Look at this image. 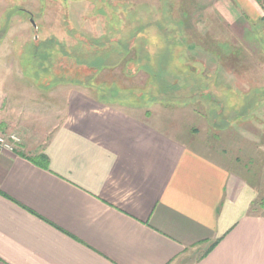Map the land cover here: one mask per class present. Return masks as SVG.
I'll return each mask as SVG.
<instances>
[{
    "label": "crops",
    "instance_id": "crops-1",
    "mask_svg": "<svg viewBox=\"0 0 264 264\" xmlns=\"http://www.w3.org/2000/svg\"><path fill=\"white\" fill-rule=\"evenodd\" d=\"M230 5L264 25V0ZM64 106L43 143L0 151V264H264L244 166L83 89Z\"/></svg>",
    "mask_w": 264,
    "mask_h": 264
},
{
    "label": "rangeland",
    "instance_id": "rangeland-1",
    "mask_svg": "<svg viewBox=\"0 0 264 264\" xmlns=\"http://www.w3.org/2000/svg\"><path fill=\"white\" fill-rule=\"evenodd\" d=\"M229 5L230 0H0V134H30L43 143L60 123L67 92L83 89L139 108L161 127L176 126V133L193 137L200 150L227 167L236 160L258 188V206L264 202V25ZM167 34L181 43L165 48ZM139 38L149 42L142 57L152 54L144 65L165 73L176 90L164 93L159 77L135 64L90 73L76 62L97 51L116 53L121 40L136 53ZM96 39L105 45L95 46ZM106 86L124 88L136 99L127 101ZM144 91L149 98L138 99Z\"/></svg>",
    "mask_w": 264,
    "mask_h": 264
},
{
    "label": "trees",
    "instance_id": "trees-1",
    "mask_svg": "<svg viewBox=\"0 0 264 264\" xmlns=\"http://www.w3.org/2000/svg\"><path fill=\"white\" fill-rule=\"evenodd\" d=\"M168 24V23H166ZM145 29V26H141L139 28L136 29V34L142 32L143 30ZM178 38H172L170 35H166V39H165V48L167 47H170V45H172L173 43H179L178 41ZM139 42L136 43V47H135V51L136 53H132V50L129 48L128 46V41L127 42H124V41H120V45H119V49L117 48V50L115 51L116 53L114 52H107L106 54L104 53H100L97 51V53L93 54L92 57H81V58H77L76 59V62L78 64H81V65H84L85 66V69L87 71H89L90 73H94V72H97L99 73L100 71H103L105 68H116L118 66H125V67H129L130 65L129 64H135L136 67L139 69H145L146 68V71L150 74V76H153V77H159V84L161 83L160 85V89L163 90L164 93H166V91H174L176 90V86L173 84L171 85L170 83H168V79L165 75V73H161L159 71L158 72H155L153 71L152 68H147L146 65H144V58L145 59H148V58H151V53H144V57L143 56V51L145 50V46L148 45V40L146 38H139L138 40ZM186 41V39H185ZM185 41L183 42V44H185ZM94 45L97 46V47H103L105 45V43L102 41V42H98V40L96 39L94 41ZM181 43V42H180ZM179 43V44H180ZM145 52V51H144ZM134 55V56H133ZM129 57H132L129 59ZM186 59V64L187 66L189 67H192L195 69V62H192L190 61L191 58L188 59V57L185 58ZM149 66V65H148ZM151 67V66H149ZM195 71V70H194ZM89 73V74H90ZM191 75H195V73H193V70L190 72ZM174 78H177V76H173ZM88 78H92L91 77H88ZM60 79V78H58ZM54 81V80H53ZM53 81H49V82H53ZM59 82V80H55L54 81V84L56 82ZM63 81V80H62ZM103 83V82H102ZM149 85H152V83H150ZM46 86H49V84H47ZM51 86H53V84H51ZM103 88V86H102ZM100 89V88H99ZM106 89L107 90H115L117 94H119V96L123 99H126L127 101L128 100H135L136 98L135 97H131V96H128L129 93H126L128 90L124 89V88H113V86H106L104 88V90ZM95 90H98V87L95 88ZM100 92V90H99ZM149 93L147 91H144L142 93V96L138 99H141V100H144V99H147L149 98ZM125 97V98H124ZM260 207H262L264 209V202H260Z\"/></svg>",
    "mask_w": 264,
    "mask_h": 264
},
{
    "label": "built area",
    "instance_id": "built-area-1",
    "mask_svg": "<svg viewBox=\"0 0 264 264\" xmlns=\"http://www.w3.org/2000/svg\"><path fill=\"white\" fill-rule=\"evenodd\" d=\"M21 143V138L18 134L13 133L6 137L0 134V151L14 152Z\"/></svg>",
    "mask_w": 264,
    "mask_h": 264
},
{
    "label": "water",
    "instance_id": "water-1",
    "mask_svg": "<svg viewBox=\"0 0 264 264\" xmlns=\"http://www.w3.org/2000/svg\"><path fill=\"white\" fill-rule=\"evenodd\" d=\"M32 23H33V25H34V22H33V20H32Z\"/></svg>",
    "mask_w": 264,
    "mask_h": 264
}]
</instances>
